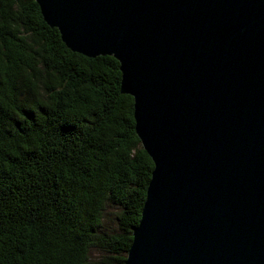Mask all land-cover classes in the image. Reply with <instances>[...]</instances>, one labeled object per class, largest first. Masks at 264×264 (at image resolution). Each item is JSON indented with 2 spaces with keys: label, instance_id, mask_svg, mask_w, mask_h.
<instances>
[{
  "label": "water",
  "instance_id": "95a60500",
  "mask_svg": "<svg viewBox=\"0 0 264 264\" xmlns=\"http://www.w3.org/2000/svg\"><path fill=\"white\" fill-rule=\"evenodd\" d=\"M120 62L155 167L125 264H264V0H37Z\"/></svg>",
  "mask_w": 264,
  "mask_h": 264
},
{
  "label": "trees",
  "instance_id": "16d2710c",
  "mask_svg": "<svg viewBox=\"0 0 264 264\" xmlns=\"http://www.w3.org/2000/svg\"><path fill=\"white\" fill-rule=\"evenodd\" d=\"M120 65L0 0V264H125L155 164Z\"/></svg>",
  "mask_w": 264,
  "mask_h": 264
},
{
  "label": "rangeland",
  "instance_id": "374dc122",
  "mask_svg": "<svg viewBox=\"0 0 264 264\" xmlns=\"http://www.w3.org/2000/svg\"><path fill=\"white\" fill-rule=\"evenodd\" d=\"M98 255H99V254H95V255L93 254V256H94L93 260L98 259ZM95 256H96V257H95Z\"/></svg>",
  "mask_w": 264,
  "mask_h": 264
}]
</instances>
